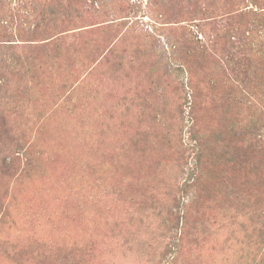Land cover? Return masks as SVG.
<instances>
[{
  "label": "rangeland",
  "instance_id": "rangeland-1",
  "mask_svg": "<svg viewBox=\"0 0 264 264\" xmlns=\"http://www.w3.org/2000/svg\"><path fill=\"white\" fill-rule=\"evenodd\" d=\"M31 1L0 3L16 41L0 45V264H264V71L239 38L264 0H45L35 23ZM227 118H258L248 164L207 174L194 129L206 143Z\"/></svg>",
  "mask_w": 264,
  "mask_h": 264
},
{
  "label": "trees",
  "instance_id": "trees-1",
  "mask_svg": "<svg viewBox=\"0 0 264 264\" xmlns=\"http://www.w3.org/2000/svg\"><path fill=\"white\" fill-rule=\"evenodd\" d=\"M6 2V0H0V3ZM21 1V0H18ZM176 0H153V6H152V11L157 12L158 9L163 10V14L169 13L171 10L176 7ZM66 5L61 6V9L64 11L68 10H79L82 9L83 6L86 4L87 5V0H65ZM3 3V5H4ZM24 4V2H22ZM22 3H20V7H22ZM45 0H32L29 4L30 10L33 11V15L35 14L37 17L33 18V23L35 21H41L43 22L45 17L49 16V13H46L48 10H46V5L44 4ZM175 3V4H174ZM7 5V4H6ZM175 5V6H174ZM6 8V6H4ZM27 7L25 4L23 8ZM64 8V9H63ZM21 9V8H19ZM49 9V8H48ZM1 10V7H0ZM12 9L4 10L2 8V11H0V45L3 46L4 48H11L13 44H9V42H16L15 40L12 41V38L14 35H12L9 31V20L6 19V17L12 13ZM255 19L253 21H250L247 24H251L252 27H246L245 31L241 33L240 40H245V46H250L253 51H255V54L260 56L261 59V64H260V69L264 71V11L260 13H253L252 14ZM10 16V15H9ZM52 16V15H51ZM248 16V15H247ZM44 18V19H43ZM57 19L58 22L61 21L64 22H69L71 21V15H65L64 13H57L56 16L54 17ZM78 16H76L74 19H77ZM26 19L28 20L27 16ZM4 22L5 24L1 23ZM37 23V22H36ZM11 25V24H10ZM255 27V28H254ZM232 38H237V33L234 31L233 35H230ZM231 40V39H230ZM15 46V45H14ZM219 64V61H218ZM262 66V67H261ZM220 69L225 70L226 67L223 65L219 64ZM228 79H226V83L224 86L227 88V97H232V98H237V95L239 94L242 97H246L245 93L247 92L244 90V85L246 84L244 80H235V78H231L226 75ZM241 81V82H240ZM256 83V90L258 89V92L264 87V72L262 74L260 73L259 76H256V78L253 80ZM240 82V83H239ZM216 86V85H215ZM250 83L246 85V88H249ZM219 87H221L219 85ZM194 96H201L200 93L198 92V87L193 89ZM248 90V89H247ZM238 95V96H239ZM194 103H192L193 105ZM199 104H202V102H199ZM195 105L192 106V108H195ZM257 112H260V117L264 116V111L261 110L259 107ZM194 114V113H193ZM198 115V114H197ZM195 115V120L197 122V126L202 123V120L199 119V117ZM228 118H227V123H228ZM226 123V125H227ZM258 123V118L254 121H250L248 125L245 126H240L238 123L235 127L236 130L235 132L231 130V123L229 122L228 125L225 128V130H220V132L215 133V138L212 140L204 142V140L207 138L205 135H201L200 130L195 127L194 132L195 135L194 137L198 140V147H199V164H203L205 160L206 164V171L207 174L210 170L209 167H215L217 164L221 162H226V163H231L233 160H235L237 163L240 161V164L242 165H247V156L250 151V148L248 150H240L239 145L245 146V138L248 136V133H250V130L253 127V124ZM237 129H241L240 134L238 135ZM203 136V137H202ZM234 142V140H236ZM211 141V142H210ZM260 145L259 148L261 150L264 149L263 143L261 140L259 141ZM220 144V151L216 152V146ZM209 168V169H208ZM245 169L247 168L246 166L244 167ZM202 178V177H201ZM200 178V180H201ZM206 178V177H205ZM204 182V180H203ZM198 207V202L193 199L187 206L184 207L183 211V216L180 218L181 220V228L179 229V236L177 237V240L179 242H183L184 238H186V234H188V228L191 226L193 213L195 208Z\"/></svg>",
  "mask_w": 264,
  "mask_h": 264
}]
</instances>
